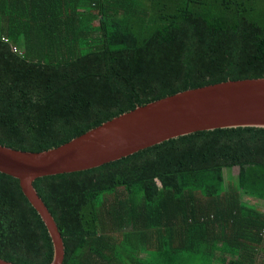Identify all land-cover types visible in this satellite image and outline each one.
<instances>
[{
	"label": "trees",
	"instance_id": "obj_1",
	"mask_svg": "<svg viewBox=\"0 0 264 264\" xmlns=\"http://www.w3.org/2000/svg\"><path fill=\"white\" fill-rule=\"evenodd\" d=\"M256 77L264 0H0L6 147L49 149L165 96ZM33 185L61 264H264V127L194 131ZM53 252L0 170V258L50 264Z\"/></svg>",
	"mask_w": 264,
	"mask_h": 264
},
{
	"label": "water",
	"instance_id": "obj_2",
	"mask_svg": "<svg viewBox=\"0 0 264 264\" xmlns=\"http://www.w3.org/2000/svg\"><path fill=\"white\" fill-rule=\"evenodd\" d=\"M264 127V77L227 80L187 89L140 105L49 149L17 150L0 144V170L16 176L44 221L53 243L50 264H61L59 229L33 181L109 162L163 140L216 127ZM0 264H13L0 258Z\"/></svg>",
	"mask_w": 264,
	"mask_h": 264
},
{
	"label": "rangeland",
	"instance_id": "obj_3",
	"mask_svg": "<svg viewBox=\"0 0 264 264\" xmlns=\"http://www.w3.org/2000/svg\"><path fill=\"white\" fill-rule=\"evenodd\" d=\"M226 173V172H225ZM232 174H235L236 173V168H234V170L231 172ZM226 175V174H225ZM251 199L247 198V202L251 203Z\"/></svg>",
	"mask_w": 264,
	"mask_h": 264
}]
</instances>
